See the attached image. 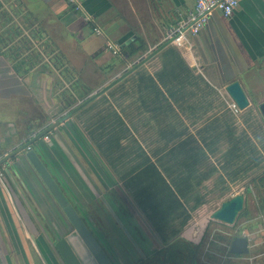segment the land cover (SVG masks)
<instances>
[{"label":"crops","instance_id":"crops-1","mask_svg":"<svg viewBox=\"0 0 264 264\" xmlns=\"http://www.w3.org/2000/svg\"><path fill=\"white\" fill-rule=\"evenodd\" d=\"M22 1L32 10L48 9L46 18L37 19L54 33L43 29L48 47L34 50L30 59L36 61L25 62L23 37L14 43L19 33H11L0 49V158L72 109L73 104L63 111L58 105L63 101L65 107L79 94L80 108L42 136L51 145L41 147L39 139L31 147L90 219L91 231L104 228L116 210L128 217L118 207L121 202L134 207L135 176L147 165L170 181L164 171H176L179 178L200 169L206 155L214 162L210 171H232L229 165L238 156L248 164L251 135L242 128L244 113L264 100V0H241L228 16L213 10L199 32L180 45L164 38L195 0ZM107 40L120 46L118 54L106 48ZM130 44L144 49L128 52ZM43 54L59 56L68 67L65 79L59 78L61 87L70 88L67 102L54 94V75L40 67ZM234 79L250 102L237 112L225 89ZM22 155L0 165V264H62L52 243L65 229L63 215ZM235 168L240 179L246 175L243 163ZM152 220L156 231L166 223ZM117 223L128 232L124 222ZM123 229L137 253L139 244ZM114 243L108 239L106 253L114 263L125 261ZM262 257L264 251L258 264H264Z\"/></svg>","mask_w":264,"mask_h":264},{"label":"rangeland","instance_id":"rangeland-1","mask_svg":"<svg viewBox=\"0 0 264 264\" xmlns=\"http://www.w3.org/2000/svg\"><path fill=\"white\" fill-rule=\"evenodd\" d=\"M2 3H4V8L1 10L2 13H0V49L7 45L10 37L13 36L11 35L12 32L8 30L11 29V25H22V21L18 19L12 10L14 6L19 12L24 8V11L28 14L27 17L29 18L31 16V21L34 22L29 26H33L36 29H40V27L43 29L46 28L50 35L53 36L54 32L50 29V25L47 24V26H45L42 21L41 24L37 19L41 18L40 20H42L43 17L46 18V16H48V9L45 10L40 6L37 9L34 7L32 10L31 7L22 0H0V5ZM33 32V30L29 29L25 30L24 33H19L14 43L16 44V41L19 42L25 35L26 37L24 36V40L26 45L30 48L39 45V42L36 40L37 37L32 36ZM43 34H45V32H43ZM2 41H4L3 44ZM11 42H13V40ZM15 46L13 44L10 49ZM23 50L25 51V48H23ZM36 50L39 49L36 48ZM26 51H28V49H26ZM49 58L47 54L42 56L39 64L42 69L49 67ZM32 60L36 61L37 57L35 56L33 59L26 60V62H32ZM54 78V94H56L59 100L64 99V101L67 102V94H65V96L61 95V90L63 91L64 87H61L59 81L60 75H56ZM60 104L64 105L63 101ZM60 104L58 108L61 111L68 107H63V105ZM250 109V111L244 113L245 120L243 122L244 126L242 127L244 128L243 131L246 132L248 130L251 137L253 136V138H255V142L251 137L248 138V164H246L244 159L240 162V157L238 156L235 162L229 165L233 167L232 171H210L209 168L214 165V162L212 157L208 158L206 155L205 159L199 165L200 169L191 171L192 175L188 177L187 182H181L179 177L177 185L179 184V186H181V184H185L181 186V188L185 187L183 189V191L186 192L185 196H182V194L180 195L183 199V207L186 212H189V216L184 223L181 222V219L185 213H183V207H179L176 212L172 214L175 218L165 221V225L156 231L152 220L156 218L151 213L146 214V210L142 208V204L140 203L141 197L137 194L135 195L133 192H130L132 194V206L136 208L129 207V202H121L118 207V209H124L128 212V217H126L124 213H120L117 210L115 211V216H119V220L125 223L124 225L126 228L128 227V232L117 223L119 220L116 219L117 221L112 223L115 216H111L103 221L105 228L104 234L115 241L113 245L117 250L116 252L122 253L121 256H123L125 260L122 262L123 264L260 263V251H264V164L262 165L260 163V160L262 161L263 159L262 153H264V149H260V142H264V138H262L264 136H261L262 133L264 135V118L255 104L250 106ZM234 120L236 121V118H234ZM253 157L259 161L256 165L252 163ZM240 163H243V173L246 174L241 179L239 178L241 170L235 168L239 167ZM246 166H248V168H246ZM230 171L233 177L229 175ZM161 173L163 172L161 171ZM164 173H168L171 175L170 178H172V176L176 174V171H164ZM206 173L207 177L202 179ZM189 183H192V186L186 187ZM239 191L244 192L245 195L243 208V210H245L244 213L236 217L234 223L228 224L211 218V212L219 206L222 200ZM199 195L203 196V202L197 206V208L191 209L195 198ZM148 196L152 199L150 195ZM184 197L186 198L185 200ZM153 203L160 214H165V210L159 200L155 199ZM132 209L138 210V213H130ZM99 219L101 222V217H99ZM110 221L114 227L111 226L112 224L110 226L108 225ZM121 229L129 233V235H132L133 240L135 239L137 241L136 244H139L141 250L136 253V249H134L133 245L123 237L124 232L121 231ZM184 229L189 232L187 234L188 238L182 235ZM239 234H245L249 238L250 246L246 255H235L228 251L232 236ZM115 264L117 263L115 262Z\"/></svg>","mask_w":264,"mask_h":264},{"label":"water","instance_id":"water-1","mask_svg":"<svg viewBox=\"0 0 264 264\" xmlns=\"http://www.w3.org/2000/svg\"><path fill=\"white\" fill-rule=\"evenodd\" d=\"M231 99L239 108L249 105V99L237 79L227 83L225 87ZM81 103L67 111L64 115L53 120L41 129L34 137L25 141L12 151L0 158V165L22 151L23 158L28 161L36 176L49 192L54 203L61 211L64 221V231L55 238L53 249L62 264H114L108 254L88 227V219L70 201L62 182L55 177L44 156L31 144L40 139V145H51L52 140H42V136L56 129L71 113L79 109ZM257 108L264 118V100L257 103ZM29 146V148H27ZM245 195L239 191L222 200L210 216L213 219L232 224L244 208ZM228 251L234 254H245L249 251V238L245 234L232 236Z\"/></svg>","mask_w":264,"mask_h":264},{"label":"trees","instance_id":"trees-1","mask_svg":"<svg viewBox=\"0 0 264 264\" xmlns=\"http://www.w3.org/2000/svg\"><path fill=\"white\" fill-rule=\"evenodd\" d=\"M12 10L15 13V15L18 17V19L22 21V25L17 26L16 24H12L11 29H8V28L7 29L9 31H11L12 34L13 33L14 34L24 33L25 30L30 29V30L34 31L32 36L38 37L41 40V38L43 37V32H45V31L43 30L42 27H40V29L39 28L36 29L33 26H29L34 21H31V16L29 18L27 17L28 14L24 11V8H22V10H20V12H19L18 10H16V8L14 6L12 8ZM21 11H23V12H21ZM24 36H23L22 41H23V45L25 48V57H24L25 62H26V60H29L30 58H32V56H34L33 52H34V50H36V48H38L39 52H41L42 50H44L48 47V46H46V43L41 40L42 42L39 41V45H36V46H33L32 48H30L28 45H26V42L24 40ZM42 45H43V49H42ZM127 48H128L127 49L128 52H134L138 49L143 50L144 46L140 45L139 47H133L132 44H130ZM26 49H28V51H26ZM38 53L36 52V54H38ZM38 56H39V54H38ZM49 57H50L49 58L50 61L48 64L49 67H45L46 72L48 74H50L51 76L60 75L62 80H64L65 77L67 76L66 74L69 73V69L66 66L65 62L63 60H61L59 56L55 57V55H53V54ZM40 58L42 59V57H40ZM68 88L69 87H64L63 91L61 90L62 96H65ZM78 99H80V95L75 93V95H73L72 98L68 99V103L66 106H71L73 104L74 106L72 108L76 107L78 104V103H76ZM252 163L254 165H256L257 163H259V161H257V159L255 157H253ZM189 176H191V171H185V173L180 176V181L181 182H187ZM206 177H207V173L203 176L202 179H205ZM178 179L179 178H177L176 174H174L171 178L172 181H168L166 179V176H164L160 170H158L156 167H154L153 164H151V166L147 165L146 168L137 171L136 176H135L136 194L139 197H141L140 203L142 204V208L144 210H146L147 214L151 213L152 215H154L156 220L162 219V220H164V222L168 221L169 219L171 220L172 218H175L174 215H172V214L176 212L177 208L183 207V199L181 198L180 195L182 194V196H185V193H186L183 191V189L185 187L181 188V186L185 185V184H181V186H179V184L177 185ZM196 183H197V181H196ZM191 186H192V183H189L186 185V187H191ZM147 194L150 195L152 197V199H150ZM155 199H157L161 202L162 207L165 210V214L159 213L158 209L155 207V205L153 203L155 201ZM185 199L186 198L184 197V200ZM202 202H203V196L202 195L197 196L195 198L193 205L191 206V209H195ZM182 210H183V213H185V214L182 217L181 222L184 223L189 216V212H186L184 207ZM235 255H238V254H235ZM119 264H123V263L121 262ZM199 264H202V263H199Z\"/></svg>","mask_w":264,"mask_h":264},{"label":"built area","instance_id":"built-area-1","mask_svg":"<svg viewBox=\"0 0 264 264\" xmlns=\"http://www.w3.org/2000/svg\"><path fill=\"white\" fill-rule=\"evenodd\" d=\"M241 0H195L194 6L181 14L176 20L173 27L166 34L165 40L180 45L188 35H195L206 24L209 15L215 9L220 10L225 16L230 15ZM87 21H92L86 18ZM94 31L101 33L99 27L94 26ZM106 48L113 54H118L120 46L112 41H106ZM230 107L237 112L239 107L234 101H231ZM29 148V146L27 147ZM4 170L0 167V181L3 179ZM250 246V245H249Z\"/></svg>","mask_w":264,"mask_h":264},{"label":"flooded vegetation","instance_id":"flooded-vegetation-1","mask_svg":"<svg viewBox=\"0 0 264 264\" xmlns=\"http://www.w3.org/2000/svg\"><path fill=\"white\" fill-rule=\"evenodd\" d=\"M4 8V3H2L1 5H0V13H2V9ZM245 202V201H244ZM245 210V209H244ZM244 210H242L239 214H242V213H244ZM238 214V215H239ZM238 217V216H237ZM88 220H90L89 218H88ZM236 220V219H235ZM93 232V234H94V236H95V238L97 239V241L99 242V244L101 245V248L103 249V251H105V246H108L107 245V243H108V239H109V237L108 236H106L105 234H104V231H105V228H100V231L99 230H97L96 232H95V230H92ZM140 242V241H139ZM106 252V251H105ZM248 253V252H247ZM247 253H245L244 255H246ZM113 262V261H112ZM114 263V262H113ZM116 263L117 264H119V263H121V262H119V260H116ZM115 264V263H114Z\"/></svg>","mask_w":264,"mask_h":264}]
</instances>
